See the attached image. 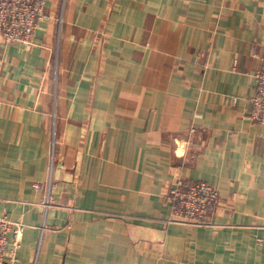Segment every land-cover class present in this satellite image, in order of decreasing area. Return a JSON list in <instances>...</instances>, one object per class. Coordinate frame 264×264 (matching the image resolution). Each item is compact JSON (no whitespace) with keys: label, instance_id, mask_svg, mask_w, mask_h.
Wrapping results in <instances>:
<instances>
[{"label":"crops","instance_id":"1","mask_svg":"<svg viewBox=\"0 0 264 264\" xmlns=\"http://www.w3.org/2000/svg\"><path fill=\"white\" fill-rule=\"evenodd\" d=\"M0 42V215L17 264H264V0H45ZM50 204L34 182L48 179ZM205 181L203 225L166 193Z\"/></svg>","mask_w":264,"mask_h":264},{"label":"built area","instance_id":"2","mask_svg":"<svg viewBox=\"0 0 264 264\" xmlns=\"http://www.w3.org/2000/svg\"><path fill=\"white\" fill-rule=\"evenodd\" d=\"M48 18L45 0H0V42L28 45L40 20ZM255 91L249 98V118L264 123V49L259 69L255 72ZM54 165V142L49 159L48 179L34 182L36 190L45 191L44 209L50 204L51 180ZM171 206L169 221L203 225L219 203L217 190L208 182L195 180L176 182L166 193ZM25 225L0 215V264H17V252Z\"/></svg>","mask_w":264,"mask_h":264}]
</instances>
